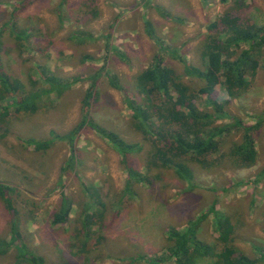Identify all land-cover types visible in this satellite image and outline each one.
Segmentation results:
<instances>
[{
  "label": "rangeland",
  "instance_id": "374dc122",
  "mask_svg": "<svg viewBox=\"0 0 264 264\" xmlns=\"http://www.w3.org/2000/svg\"><path fill=\"white\" fill-rule=\"evenodd\" d=\"M226 12L262 25L264 0H0V73L20 78L28 90L46 87L44 68L71 83L62 95L46 99L49 106L38 112L12 115L10 131L0 141V182L15 188L21 241L46 264H175L169 254V231L184 229L213 205L235 224L237 250L253 264H264V46L247 89L234 97L221 85L214 92L219 101H227V117L217 123L238 119L243 126H254L258 157L252 165L241 166L233 156L244 134L241 125L233 126L223 133L217 152L187 156L194 171L192 182H187L172 168L152 164L156 136L134 128L125 103L127 95L143 97L137 74L158 54L185 82L201 86L198 79L184 75L185 64L202 65L204 42ZM146 21L159 40L147 33ZM78 30L90 39L79 43L72 38ZM19 33L25 37L18 39ZM114 77L121 87L110 83ZM88 92L89 118L139 143L140 151L124 160L91 126L81 125ZM207 98L197 94L196 102L211 109ZM78 127L73 166V145L67 140L56 139L47 150L23 141L49 138L52 131L65 135ZM129 168L148 179L134 180L125 190ZM90 186L105 206L89 210L96 213L89 226L94 238L86 252H80L82 244L75 235L82 228ZM63 194L72 208L65 223L55 224ZM198 236L221 249L213 213L201 221ZM12 238V215L0 199V240ZM141 255L144 258H138ZM213 260L199 257L196 264H214ZM0 264L28 263L13 245L0 254Z\"/></svg>",
  "mask_w": 264,
  "mask_h": 264
},
{
  "label": "trees",
  "instance_id": "16d2710c",
  "mask_svg": "<svg viewBox=\"0 0 264 264\" xmlns=\"http://www.w3.org/2000/svg\"><path fill=\"white\" fill-rule=\"evenodd\" d=\"M89 12L87 11L86 14L89 15ZM96 12L95 9L94 15ZM146 26L147 33L152 38H157L149 21H146ZM212 27L215 30L209 33L203 45L202 65L186 63L184 67V75L198 79L202 82L201 86L196 88L185 82L182 76L177 74L174 68L165 64L158 54L146 69L137 74L138 87L143 97L138 100L127 95L125 98V103L131 111L134 128L156 136L152 164L172 168L181 179L187 182H192L194 177L193 169L186 162L187 156L194 159L217 152L220 149L223 133L233 126L241 125L244 129L242 141L232 151L236 162L241 166H248L255 163L258 157L255 140L251 133L254 126H243L238 119L233 123H217L227 117L224 108L227 101H219L214 96V92L216 87L221 85L230 97H234L248 88L249 77L257 73L260 65L259 56L264 46V23L262 25L256 22L249 23L239 14L226 12ZM218 28L220 30H217ZM86 33L78 30L72 38L82 43L90 39L89 35H85ZM17 37L22 39L25 35L19 33ZM88 58L87 55L82 61L85 62ZM48 71L44 68L41 72V78L46 87L34 90H28L20 78L0 73V141H3L10 131L11 120L9 119L13 117L12 115L34 114L49 106L45 100L51 99L52 94L60 96L70 88V82H64L54 73L48 74ZM110 83L118 88L121 87L115 77L110 78ZM88 94L82 109L84 114L81 125L91 126L123 156L124 160L130 154L140 151L142 146L139 143L129 142L118 132L89 118L90 92ZM197 94L208 96L207 101L211 109L201 108L197 104ZM260 123L259 118L257 125ZM79 127L65 135L52 131L49 138L29 137L24 138L23 141L29 146H34L36 150H47L56 139L67 140L73 145ZM72 149L70 163L73 166L77 156L74 145ZM62 170H67V167H63ZM128 172L129 180L125 190H129L134 180L142 182L148 179L147 175L142 176L133 168H129ZM14 190L13 186L0 182V199L12 215L13 228V238L9 242L0 240V254H5L10 246L15 245L18 257L28 264H46L42 256L28 250L27 245L21 241L17 230L19 209L15 205ZM86 193L89 200L80 220L82 228L75 235L82 244L80 252H86L85 248L94 238L89 226L94 224L93 218L96 213L89 210L93 206H105L94 186L86 188ZM62 198L60 210L54 213L55 224L65 223L72 208L70 198L66 194H63ZM208 213L214 214V228L217 241L222 245L221 249H218L215 244L202 241L198 236V227ZM208 213L190 220L184 229L172 227L169 231L168 238L171 242L168 246L169 254L175 264H196V259L199 257H212L214 264H253L254 260L238 251L233 243L236 226L230 216L220 213L215 205ZM98 214L100 220L103 212ZM80 233H84L82 238ZM138 258L142 259L144 256L141 255ZM158 262L150 261L149 264H158Z\"/></svg>",
  "mask_w": 264,
  "mask_h": 264
}]
</instances>
